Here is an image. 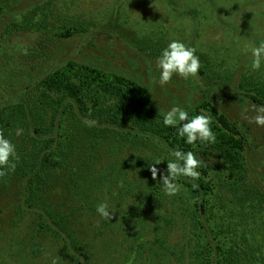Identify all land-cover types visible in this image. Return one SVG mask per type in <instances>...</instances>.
Instances as JSON below:
<instances>
[{
  "label": "rangeland",
  "instance_id": "1",
  "mask_svg": "<svg viewBox=\"0 0 264 264\" xmlns=\"http://www.w3.org/2000/svg\"><path fill=\"white\" fill-rule=\"evenodd\" d=\"M0 4L4 13L0 15V103L24 96L35 98L31 84L70 60L124 75L147 87L153 106L163 115L174 105L190 111L200 102L212 101L221 113L244 124L252 136L246 150L248 186L241 184L246 187L241 202L252 206H247L250 209L247 217L245 211L239 215L242 225H250L252 233L261 226L264 233V127L252 122L259 106L240 94L241 90L264 82V66L258 72L252 71L250 54L241 51L245 43L257 45L264 39V0H0ZM63 30H78L79 34L59 38ZM174 38L196 48L201 69L195 79L174 76L170 83L161 86L156 58ZM40 115L39 118L44 114ZM70 125L59 129L61 135L54 144V148L58 144L62 146L59 151L42 155L49 163L38 170L35 209L25 205L27 185L22 175L12 173L0 185V264H74L77 261L66 241L54 234L53 229L45 227L39 233L41 211H51L60 220L61 215L66 217L64 222L70 239L83 248L86 246L89 259L82 260L87 264H159L146 261L147 255L142 258L138 247L133 248L131 238L122 240L125 244L120 246L119 253L111 255L108 251L102 257L96 231L108 219L89 214L79 204L81 188L89 184V179L84 178L82 169L77 168L76 174L64 175L51 168V163L61 161V151L65 149L70 150L68 155L76 154L80 159L89 148L93 154L92 144L97 164H91V171L102 172L104 167L117 175L120 159L126 155V162L130 160V140L135 151L132 152L135 160L128 167L131 169L148 162L149 159L141 160V156L150 157L151 164L153 156L164 147L153 138L118 137L112 129L94 135L90 126L81 125V129L72 130ZM17 128L23 129L19 136L15 134ZM4 134L16 145L21 164L32 167L39 159L41 145L25 123L19 122ZM136 163L140 164L136 166ZM92 186L88 188L97 190L96 183ZM128 196V201L133 199ZM212 197L218 200L217 194ZM102 200L107 201L106 194ZM115 201L111 206L122 202L117 198ZM257 208L263 214L262 225L256 221L259 217L253 215L257 214ZM151 212L154 211L147 218L157 216ZM139 223L140 234L148 235L142 242L144 248L156 238L164 237L153 231L150 219ZM170 231L167 245L175 247L183 242L181 230Z\"/></svg>",
  "mask_w": 264,
  "mask_h": 264
},
{
  "label": "trees",
  "instance_id": "2",
  "mask_svg": "<svg viewBox=\"0 0 264 264\" xmlns=\"http://www.w3.org/2000/svg\"><path fill=\"white\" fill-rule=\"evenodd\" d=\"M3 14V7L0 4V15ZM75 34H79V31L63 30L58 37L69 38ZM44 51L46 49H43V54H45ZM32 85H34L32 89L35 98L24 96L19 100L13 98L0 103V131L8 132L19 122H24L31 136L41 145L38 148L39 159L32 163V167L23 166L18 156L15 170L5 169L4 174L0 175V185L12 173L22 175L27 185L25 205L29 209L36 208L34 200L38 194L36 184L40 180L37 178L38 172L49 163L42 155L45 156L44 154L48 152L55 154L62 147L58 144L54 148L55 140L61 135L59 129H63V126L67 124H71L72 130L81 129V125L89 126L85 121H94L90 126L94 135H98L100 131L112 129L118 137L155 139L164 148L160 152L157 151V154H153V160L156 155L166 157L169 150L176 147L185 151H195L201 160L199 169L201 175L194 182L198 185L195 188L190 179L180 178L182 190L176 196L170 197L163 192L160 181L152 178L149 170L150 157L141 156V160L149 159L148 162H143L142 165L136 163L135 165H139V168H128L131 160H135L132 155L134 149L131 140L128 153L130 160L127 163L126 155L120 157V163L117 162V164L119 163L121 168L120 172L116 171L117 175L110 168L104 170V167L102 172L91 171V164L95 166L97 164L95 161L97 156L94 155L96 151L92 144L90 145L93 148V154L89 148L81 159L76 154L68 155L70 150L65 149L61 151L63 152L62 160L51 163V168L56 172L61 171L64 175L76 174L77 168L82 169L81 173L84 178L89 179V184H84L81 188L80 208L86 207L89 214L96 215V206L105 201L102 199L106 194L107 203L116 211L112 213L111 219L104 223L119 219L126 226L125 236L132 238L138 248L143 246L141 241L148 238V235L140 234L139 222L150 219L153 231L157 230L164 235L160 240L156 238L150 245L151 249H159L161 252L157 253L156 257L165 258L164 262L159 260V264L170 263L172 259L173 262L181 264H264L263 226L252 233L250 225H242V216L239 215L240 212L245 211L247 217L249 215L247 212L250 210L247 207L249 204L244 206L241 202L246 194V187H241V184L246 183L245 186H248L245 167L246 150L252 142V136L244 124L240 125L238 121L221 113L212 101L200 102L189 111V115L200 112L210 114L216 142L198 144L193 149V146L185 144L183 139L177 137L174 127L164 126V115L153 106L149 89L124 75L70 60L48 72L45 77ZM24 86L30 87V85ZM240 94L259 107L264 106V82L245 88L240 91ZM40 113L44 114L41 118H39ZM84 138L90 141L88 137ZM153 160L151 164H154ZM166 164L167 161H164L155 166L165 169ZM120 176L121 181H119ZM94 183L99 192L92 189ZM88 186L92 188L89 189ZM137 187H139L138 191ZM214 189H217L216 193ZM98 193H100L99 197L96 196ZM213 194L218 195V200L213 199ZM128 195L133 199L128 201ZM116 198L121 199L122 202L111 206L116 204ZM151 210L154 211L151 213L156 212L157 216L149 215L147 218ZM255 212L257 214L253 215L259 217L256 220L257 223L259 221L262 225L261 210L257 208ZM39 216V233H42L45 227L53 229L54 234L57 233L66 243L70 241L69 247L74 258L77 259L73 263L87 264L82 260V258L89 259L84 249L86 246L83 248L82 245L70 239L64 222L66 217L61 215L62 220H60L55 218V214L51 211H41ZM175 229L183 232L184 240L173 247L167 245L170 234L167 232ZM253 254L257 257H253Z\"/></svg>",
  "mask_w": 264,
  "mask_h": 264
},
{
  "label": "clouds",
  "instance_id": "3",
  "mask_svg": "<svg viewBox=\"0 0 264 264\" xmlns=\"http://www.w3.org/2000/svg\"><path fill=\"white\" fill-rule=\"evenodd\" d=\"M241 51L251 57L250 68L254 72L261 70L264 66V39L257 45L244 44ZM156 68L159 72L158 83L163 86L170 83L174 76H179L184 80L197 78L201 69L199 56L196 48L185 44L180 39H171L167 45L161 49L156 58ZM256 115L252 118L257 126L264 127V106L255 109ZM91 126L94 121H85ZM165 127H174L178 138L184 143L193 146L198 144H214L216 135L212 130V117L207 112H200L196 115H189V111L181 105H174L163 117ZM23 129L17 128L16 135L19 136ZM18 160L16 145L0 131V175L5 169L14 171ZM167 161L165 169H159L155 165ZM154 164H150L152 178L159 180L165 195L174 197L183 188L179 183L180 178H187L193 182V188L198 187L194 182L200 178L201 160L193 150L185 151L179 147L169 150L166 157H156ZM159 174V179H157ZM96 212L101 218L111 219L114 210L107 201H102L96 206Z\"/></svg>",
  "mask_w": 264,
  "mask_h": 264
},
{
  "label": "crops",
  "instance_id": "4",
  "mask_svg": "<svg viewBox=\"0 0 264 264\" xmlns=\"http://www.w3.org/2000/svg\"><path fill=\"white\" fill-rule=\"evenodd\" d=\"M108 219V218H107ZM109 220V219H108ZM139 229V227H138ZM124 230H126V226L123 225L120 220H112L109 223H104L102 225H100L96 231L97 237L99 238V242L101 245H99L98 247H100V253L104 254L102 257L106 256L105 254L108 251H111V255L114 252L115 254L119 253L120 248L123 247V243L122 240L124 239H128V237L125 236L124 234ZM141 230V229H139ZM115 236V237H112ZM108 242H105V241ZM132 240V246L133 248H135V246L137 245L134 240L131 238ZM143 242V241H141ZM69 243V244H68ZM66 243L69 250L72 251L70 249V241ZM125 244V243H124ZM121 246V247H120ZM138 246V245H137ZM136 246V248H137ZM138 250H140L141 253H139V255L143 258L144 256L146 257V255L148 256V259L146 261H153L154 263H159V260H161L162 262L163 259L165 258H160V257H156L157 253L159 252V249H151L150 246L147 248L139 247ZM110 255V256H111ZM154 256V257H150L149 256ZM116 257V256H115ZM137 257V256H136ZM156 260L158 262H156ZM166 264V263H165ZM167 264H175V262H173V259L170 261V263L167 262Z\"/></svg>",
  "mask_w": 264,
  "mask_h": 264
}]
</instances>
